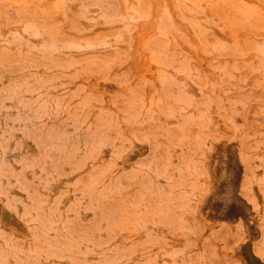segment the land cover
I'll list each match as a JSON object with an SVG mask.
<instances>
[{
    "label": "rangeland",
    "instance_id": "rangeland-1",
    "mask_svg": "<svg viewBox=\"0 0 264 264\" xmlns=\"http://www.w3.org/2000/svg\"><path fill=\"white\" fill-rule=\"evenodd\" d=\"M0 264H264V0H0Z\"/></svg>",
    "mask_w": 264,
    "mask_h": 264
},
{
    "label": "bare ground",
    "instance_id": "bare-ground-1",
    "mask_svg": "<svg viewBox=\"0 0 264 264\" xmlns=\"http://www.w3.org/2000/svg\"><path fill=\"white\" fill-rule=\"evenodd\" d=\"M8 223V222H7Z\"/></svg>",
    "mask_w": 264,
    "mask_h": 264
}]
</instances>
